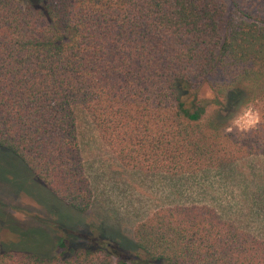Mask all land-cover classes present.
<instances>
[{
  "label": "trees",
  "instance_id": "16d2710c",
  "mask_svg": "<svg viewBox=\"0 0 264 264\" xmlns=\"http://www.w3.org/2000/svg\"><path fill=\"white\" fill-rule=\"evenodd\" d=\"M260 7L0 0V186L42 211L29 224L0 199V264H264V236L209 204L162 206L132 235L90 218L78 125L83 111L124 166L150 173L264 155ZM250 106L260 123L232 127Z\"/></svg>",
  "mask_w": 264,
  "mask_h": 264
},
{
  "label": "rangeland",
  "instance_id": "374dc122",
  "mask_svg": "<svg viewBox=\"0 0 264 264\" xmlns=\"http://www.w3.org/2000/svg\"><path fill=\"white\" fill-rule=\"evenodd\" d=\"M260 6L264 13V0H260ZM78 120L84 164L94 192L90 218L132 235L139 221L162 206L209 204L223 217L264 236V155H252L194 175L150 173L124 166L101 140L86 113L79 111ZM260 121L257 109L250 106L232 127L247 131ZM0 199L18 220L29 224L42 212L31 196L7 184L0 186ZM9 236L6 229L1 232V237Z\"/></svg>",
  "mask_w": 264,
  "mask_h": 264
}]
</instances>
